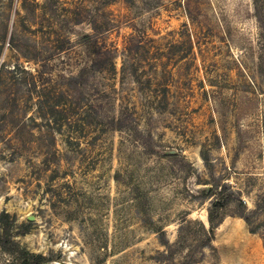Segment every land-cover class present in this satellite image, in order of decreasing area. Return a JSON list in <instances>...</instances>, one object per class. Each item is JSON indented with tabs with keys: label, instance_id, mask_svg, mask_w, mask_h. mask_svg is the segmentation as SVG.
<instances>
[{
	"label": "rangeland",
	"instance_id": "rangeland-1",
	"mask_svg": "<svg viewBox=\"0 0 264 264\" xmlns=\"http://www.w3.org/2000/svg\"><path fill=\"white\" fill-rule=\"evenodd\" d=\"M255 6L0 0V264H264ZM86 34L117 72H93Z\"/></svg>",
	"mask_w": 264,
	"mask_h": 264
},
{
	"label": "trees",
	"instance_id": "trees-1",
	"mask_svg": "<svg viewBox=\"0 0 264 264\" xmlns=\"http://www.w3.org/2000/svg\"><path fill=\"white\" fill-rule=\"evenodd\" d=\"M254 1L256 4L255 6L256 17L259 21L260 29L264 31V0H254ZM83 43L86 45L92 57L97 56V59L95 58L93 62L94 64L93 72H96V70L106 74H113L117 72L116 62H115L117 48L114 45L108 44L106 43V41L99 43V40H97L93 35L90 34L84 35ZM125 50L127 51L128 57L131 58L132 50L129 47H126ZM126 69L127 66L124 64L122 69L123 73L125 72ZM79 82L80 80L77 76H73L71 78V83L74 84L75 86L78 85ZM113 124L117 126L119 129H121L125 124V119L123 114L118 118H114ZM7 217H8L7 213H3L1 217V223L3 226L6 223ZM215 218L217 219L216 215L210 213L209 220L211 223V227L209 229H207L205 225L202 224L203 234L200 237L199 246L202 247L203 249L205 247L211 246L214 240L215 227H216V225L214 224V221L216 220ZM245 218L247 222L250 223L249 219L247 217ZM185 222H188L187 219H185ZM160 233L162 234V237L160 239L162 244L165 245L167 248L168 247L170 248L172 244L169 242V240L163 239V237H165V232L161 231ZM47 262L49 261H47L43 255L31 253L29 251H20L17 256V264H44ZM191 263L192 262H189L188 264Z\"/></svg>",
	"mask_w": 264,
	"mask_h": 264
},
{
	"label": "water",
	"instance_id": "water-1",
	"mask_svg": "<svg viewBox=\"0 0 264 264\" xmlns=\"http://www.w3.org/2000/svg\"><path fill=\"white\" fill-rule=\"evenodd\" d=\"M44 264H51V263L47 262V263H44ZM63 264H73V263L67 261V262H64Z\"/></svg>",
	"mask_w": 264,
	"mask_h": 264
},
{
	"label": "bare ground",
	"instance_id": "bare-ground-1",
	"mask_svg": "<svg viewBox=\"0 0 264 264\" xmlns=\"http://www.w3.org/2000/svg\"><path fill=\"white\" fill-rule=\"evenodd\" d=\"M49 263H51V262H49Z\"/></svg>",
	"mask_w": 264,
	"mask_h": 264
}]
</instances>
